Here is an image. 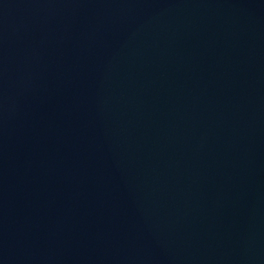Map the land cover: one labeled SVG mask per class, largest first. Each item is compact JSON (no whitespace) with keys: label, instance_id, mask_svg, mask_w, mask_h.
Masks as SVG:
<instances>
[{"label":"water","instance_id":"95a60500","mask_svg":"<svg viewBox=\"0 0 264 264\" xmlns=\"http://www.w3.org/2000/svg\"><path fill=\"white\" fill-rule=\"evenodd\" d=\"M0 264H264V0H0Z\"/></svg>","mask_w":264,"mask_h":264}]
</instances>
